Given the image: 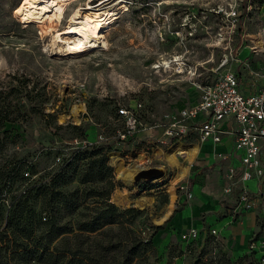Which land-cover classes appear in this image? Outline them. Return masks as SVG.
I'll use <instances>...</instances> for the list:
<instances>
[{
    "label": "rangeland",
    "instance_id": "rangeland-1",
    "mask_svg": "<svg viewBox=\"0 0 264 264\" xmlns=\"http://www.w3.org/2000/svg\"><path fill=\"white\" fill-rule=\"evenodd\" d=\"M21 1L0 0V231L11 197L39 186L44 175L55 172L57 159L66 157L70 143L94 141L97 126L110 134L118 106L139 101L155 117L176 112L196 99L199 87L226 72L235 73L242 86L264 85V0H114L102 7L118 14L104 32L107 50L74 57L58 53L59 44L46 36L47 30L62 31L75 8L95 9L103 0H57L41 25L21 24L14 15ZM73 106L83 107L80 122L70 115ZM62 115L69 118L60 122ZM169 147L161 151L151 146L147 154L125 160L132 167L143 156L166 170L165 179L157 180L161 174L136 181L133 188L117 179L108 161L114 182L109 199L123 213V227L101 230L108 233L104 264H120L130 252L126 242L136 244L140 237L150 245L133 264H259L247 255L235 262L210 226L203 235L196 231L183 238L188 230L180 233L171 225L169 217L184 206L185 192L177 193L176 208L168 215L165 186L175 169L162 157L154 158ZM179 161L190 170L191 164L182 157ZM192 170L193 176L197 170ZM76 185L74 179L64 189ZM125 189L130 202L114 200L115 193ZM83 213L80 208L74 224Z\"/></svg>",
    "mask_w": 264,
    "mask_h": 264
},
{
    "label": "trees",
    "instance_id": "trees-1",
    "mask_svg": "<svg viewBox=\"0 0 264 264\" xmlns=\"http://www.w3.org/2000/svg\"><path fill=\"white\" fill-rule=\"evenodd\" d=\"M69 146L55 172L44 175L39 186L13 195L8 202L0 231V264H104L107 261L105 252L109 246L104 244L108 233L101 230L114 225L123 227V213L109 199L114 188L113 168L108 165L105 147ZM25 174L30 177L29 173ZM74 179L78 185L65 190ZM80 208L84 211L79 214L83 219L74 224L73 217ZM131 211L135 210L127 212ZM67 217L69 221L64 222ZM96 232L102 239L89 235ZM126 245L130 252L124 254L120 264H133L141 258L150 241L140 237L138 243L127 241Z\"/></svg>",
    "mask_w": 264,
    "mask_h": 264
},
{
    "label": "built area",
    "instance_id": "built-area-1",
    "mask_svg": "<svg viewBox=\"0 0 264 264\" xmlns=\"http://www.w3.org/2000/svg\"><path fill=\"white\" fill-rule=\"evenodd\" d=\"M177 66L181 69L180 64ZM198 89L196 99L186 107L160 117H155L139 101L118 106L111 121L110 134L106 128L97 126L94 141L75 140L69 145L75 149L105 147L108 161H112L110 154L118 153L127 165L125 160L133 154H147L151 146L163 150L176 142L192 141L200 144L210 141L216 145L225 136L232 135L241 167L238 170L231 166L227 168V183L222 187L221 195L242 210L254 209L257 196L251 195L245 186L239 187V183L255 177L264 178L261 165V158L264 157V85L259 88H255L254 83L242 86L235 73L226 72L214 83ZM231 122L234 127L228 129ZM144 158L145 163L140 164L137 159L134 164L138 166V172L158 169L147 157ZM57 162L61 160L58 158ZM182 183L180 181L177 185L179 190L184 191L186 188ZM211 233L217 234L215 230ZM187 235L195 236L196 230H188L183 238ZM258 263L264 264V257Z\"/></svg>",
    "mask_w": 264,
    "mask_h": 264
},
{
    "label": "crops",
    "instance_id": "crops-1",
    "mask_svg": "<svg viewBox=\"0 0 264 264\" xmlns=\"http://www.w3.org/2000/svg\"><path fill=\"white\" fill-rule=\"evenodd\" d=\"M232 127L234 125L231 122L227 128ZM185 144L198 146L199 153L191 163L188 174L181 181L186 189L181 191L178 185L175 186L176 200L177 193L185 192V202L179 211L169 217L171 225L179 229L180 233L194 229L201 235L204 234V229L210 226L217 231L218 239L235 262L245 255L259 262L264 257V178L260 180L255 177L239 183V187L245 186L251 195L257 196L254 209L242 210L221 195L222 187L227 183V168L231 166L238 170L241 167L239 155L234 150L233 136H225L222 142L216 145L210 141L201 144L192 141ZM261 165L264 169V157L261 158ZM193 168L197 171L192 176ZM194 176H197L196 179ZM176 200L173 211L176 208ZM170 202L169 195L168 206ZM167 214L165 216L169 215Z\"/></svg>",
    "mask_w": 264,
    "mask_h": 264
},
{
    "label": "bare ground",
    "instance_id": "bare-ground-1",
    "mask_svg": "<svg viewBox=\"0 0 264 264\" xmlns=\"http://www.w3.org/2000/svg\"><path fill=\"white\" fill-rule=\"evenodd\" d=\"M111 1L114 0H103L95 9L90 5H80L68 16L66 27L62 31H53V29L49 28L46 36L51 37L53 43L59 44L58 53L74 57L89 51L107 50L108 43L104 36V32L111 28L118 14L113 10H103L102 7ZM57 5V0H22L15 8L14 15L19 18L21 24L35 23L41 25L48 20L52 8ZM81 111H83V107H72L70 115L75 122H80L79 113ZM68 118V116L62 115L59 121L65 122ZM161 151L157 152L154 158L162 157V160L168 167L175 169L173 178L169 181L168 185L165 186V190L171 198L170 205L167 209V213L169 214L176 200L175 186L182 181L189 170V167L183 166L179 161V157H182L185 162L191 164L199 153V147L196 145H187L183 142H176L170 145L165 152ZM110 158L115 166L117 179L121 181L126 188H133L136 183L134 176L138 173V166H126L124 160L120 158L118 154H111ZM138 161L140 164H143L145 163V158L140 156ZM160 169L162 171V177H156L159 181L166 178L165 168L161 167ZM128 192L129 190L127 189L122 192H116L113 198L118 202L127 204L130 202ZM143 199L144 197H142L140 201ZM140 201H138L137 204L142 206Z\"/></svg>",
    "mask_w": 264,
    "mask_h": 264
},
{
    "label": "water",
    "instance_id": "water-1",
    "mask_svg": "<svg viewBox=\"0 0 264 264\" xmlns=\"http://www.w3.org/2000/svg\"><path fill=\"white\" fill-rule=\"evenodd\" d=\"M161 174H162V171L160 169L153 168V169H148V170H143V171L138 172L134 176V178L137 182H139L141 180L146 181L147 179L152 180L156 177H159V176H161Z\"/></svg>",
    "mask_w": 264,
    "mask_h": 264
}]
</instances>
